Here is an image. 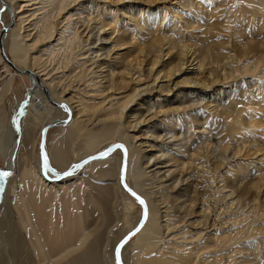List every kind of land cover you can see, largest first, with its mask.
<instances>
[{
	"label": "bare ground",
	"instance_id": "bare-ground-1",
	"mask_svg": "<svg viewBox=\"0 0 264 264\" xmlns=\"http://www.w3.org/2000/svg\"><path fill=\"white\" fill-rule=\"evenodd\" d=\"M45 1L47 2L44 4ZM78 1L81 0H44L41 4L39 0H0V5H4L3 8H6L10 14V24L3 27L6 28V33L2 37L4 52L18 69L31 71V73H19L7 64L16 75L29 79L30 86L26 85L25 88L31 97L27 111L26 108L24 109L25 103L22 104L19 113L11 117L8 127L0 138V156L7 170L12 174L11 185L15 193L13 194L15 209L19 215V222L12 226L5 237L7 238L5 243L7 240L12 251L8 250V252L17 257V254L23 250L27 264H31L30 256L33 254L38 257L41 264L44 262L118 264L114 258L115 246L127 233L135 229L142 216V213L138 215L133 225L129 223L134 207L140 204L120 183L121 166L124 164L125 183L145 201L147 216L142 226L135 231L136 234L131 235L127 243H123V247H120L121 262L127 264L131 258L132 264H171L170 259L162 252L171 244L169 240L162 244L167 232L163 235V226L160 223L161 210L149 189L158 184L159 188L168 190L169 185H165L163 181L171 180L173 176L171 166L183 165L185 154H189L188 159L196 160L199 156L197 152L199 148L197 146L195 152L190 154L189 145L194 140L188 136L184 138L191 140L188 144L187 142L178 144L179 131L168 128L167 123L175 119L176 129H181L183 122L180 120L185 119L187 122L185 117H191V122H187L190 125L187 131L195 134L196 128H201V124L207 122L206 120L213 115L206 112L203 107L200 108L202 101L200 102L197 97L201 95L203 89L197 86L199 82L189 73L195 71L197 73L200 69H204L203 72H208L217 79L220 78L221 85L231 80L235 85L241 86L242 83H247L245 82L247 78L255 80L259 87L264 85V73L260 71L262 62L258 56L261 52L259 45L264 47V44L260 37L261 33L255 35V32H251L256 25H262L264 0H177L178 5L180 3L179 15L183 17L182 25L177 26L173 23L170 27L160 26L155 18L156 14L151 13L153 11L141 8L142 0H132L131 3L137 5L127 6L124 5V0L113 1L103 6L98 4L94 23L97 24L99 21L102 25L98 24L93 29H98L100 33L104 32L105 27L111 29V33H108L103 41H99L103 42V47L98 51H93L91 42L88 43L89 38L83 40L79 32L78 25L81 20L79 21V17L75 18V16L81 15L85 3H77ZM38 4L42 7L29 14L32 10H28V7ZM199 4L206 5L209 11L202 14L195 10ZM46 5L49 7L47 11H45ZM77 6L79 9L75 10L74 7ZM216 9H219V12L217 11L219 16L225 14L224 18L228 17L229 20L214 19L213 12ZM186 10H191V13ZM40 14L42 17L34 28L25 26L30 17ZM238 20L244 23L249 20V22L245 39L241 44H233L225 40L222 23H233ZM60 24L62 26L58 28ZM159 29L164 36L156 32ZM116 32H120V37L117 36L113 40L109 38ZM9 34L13 38L10 48L7 47ZM26 40L30 41L29 45L28 42L23 45ZM164 45L168 48L165 49ZM189 51L192 53V58L188 54ZM67 54L69 58L71 56L69 60ZM164 55H168V59L165 60ZM56 57H61L57 63H55ZM0 61L5 60L1 57ZM189 65L193 67L190 72L187 70ZM51 66L52 69H49ZM59 69L61 75L57 76ZM74 72L77 74L75 77L80 78V83H85L89 88L85 91L86 100L95 101L98 96L103 97L102 100L82 108L81 98L76 100L75 95L66 98L65 88L63 90L61 88L66 84L65 78L67 76L68 79L71 78L68 74L74 75ZM182 73L185 74L180 82L183 88H177V92L172 96H162L173 91L163 86V82L168 84L173 76L178 74L180 76ZM75 77L74 80L71 79L74 82ZM214 79L211 80L210 85L218 81ZM158 81L161 83V92L159 91L158 98L156 96L157 99L153 101L149 97L151 93L148 91V85ZM97 85L99 86L96 90ZM203 86L205 89L209 87L208 84L205 86V82ZM166 91L170 92L166 94ZM142 93L146 95L142 97ZM255 93L256 91H253L251 94ZM230 95L228 94L222 103H217L215 100L211 103L216 109L215 114L220 110H223L222 114L226 113L228 124L224 127V132L229 138L234 141L236 137L241 138V134L246 133L247 128L258 133L261 131L264 135V103L260 105V100L253 97H248L246 101L241 99L243 92L241 95L236 94V100L229 98ZM168 97L173 101L171 105L175 104V106L170 108L163 106L165 107L163 112L158 111L157 105L162 108L161 105ZM138 99L142 100L139 106L134 104ZM179 99L181 102L177 104ZM134 105L135 108L132 109ZM95 112H103L106 118L93 120L90 123L81 115L87 113L90 119H93ZM144 113L150 114L154 119H151L153 122L150 126L145 127L146 132L140 128L141 123L145 121ZM203 120L205 122H202ZM110 122H114L116 126L98 130L99 124H110ZM45 126H50L49 129L65 127L62 128L64 134L52 143L50 150L47 147L49 129L46 131L44 145V156L47 154L48 157L46 175L40 170L41 167L38 166L35 158L36 136L38 140ZM133 131L153 135L154 140L151 145L149 144L150 152L136 146L138 136L131 135L130 132ZM33 132L36 134L34 141ZM170 144L177 147L174 150V157L178 160L166 153V150L172 148ZM252 144L256 146V151L259 148L260 160L235 164L227 175L221 176H217V170L220 165L225 167V163L215 165L214 168L213 165L206 166L210 176L220 179L223 185L213 188L204 185L203 179L201 183L196 181V185L193 186L197 194L200 193L202 197L210 194L212 199L215 198L214 201L211 200L214 202H212L213 206L221 204L222 201L226 202L229 197L238 193L239 189L240 191L243 190L242 188L245 189L246 183L259 176L264 183V137ZM103 146L105 147L102 148ZM114 148L118 149L114 151ZM108 150L111 151L104 154ZM120 150L124 151L123 157L120 156ZM182 152L184 155H180ZM124 156L125 161H123ZM234 157H237L235 153H233ZM39 159L44 166L42 153ZM179 161L183 162L178 163ZM259 162H262L260 166ZM163 165L170 169L168 168V171L160 176ZM150 168L153 170H149ZM66 170H70L68 174L57 176ZM239 173H244V178L240 179L237 176L240 175ZM256 173L258 176L255 175ZM108 180H114L116 186L110 187L109 183H103ZM87 181L90 183L86 188ZM89 187L93 195L99 196L95 197L97 202H93L96 204H92L97 207L92 209L99 214V218L104 219L101 224L111 227L116 226L120 221V224L127 225L125 230L120 228L118 233L113 230L108 231L107 237L106 231L103 234L99 231V235L95 232L97 237L91 244H88L91 233L85 229L87 223L85 218L93 215L90 205L86 206L87 201L92 202L91 198L94 197L85 196ZM188 188L181 190V198L185 196ZM90 193L89 191V195ZM231 199L232 201L225 204L233 208L235 199ZM253 201L255 207L251 206L249 213H244L241 221L232 222L234 226L241 222L234 233L222 228L225 222L215 219L216 221L207 224L202 221L201 225L204 229H201L198 237L201 236L205 244L210 242L208 246L213 247L212 264H239L238 260L244 258L242 256L244 254L241 253L247 251H249L248 259L256 261V256L262 250L257 253L251 252L247 250V246L252 245V248L255 245L264 246V201L258 199V202H255V198ZM241 203L240 199L236 200V205ZM117 217V222L113 221ZM170 227L171 224L167 226L168 231ZM259 234L261 238L257 237ZM132 238L135 240L133 254L130 255L128 242ZM109 244L112 246L106 251ZM102 248H104L103 252L100 250ZM134 249L138 251L134 252ZM154 250L157 251L156 257L147 260L143 253ZM3 252L4 250L0 254ZM197 257L200 264H203V254L200 253ZM174 260L182 264L191 259L184 257L178 260L174 257Z\"/></svg>",
	"mask_w": 264,
	"mask_h": 264
},
{
	"label": "rangeland",
	"instance_id": "rangeland-1",
	"mask_svg": "<svg viewBox=\"0 0 264 264\" xmlns=\"http://www.w3.org/2000/svg\"><path fill=\"white\" fill-rule=\"evenodd\" d=\"M41 1H44V0H41ZM41 1L39 0V3H41V4H43V3L45 4L47 2V1H45L42 3ZM113 1L117 2L118 0H81V1L77 2V3H80V2L85 3L82 6V8H83L82 13L83 14L81 13V15L75 16V18H77V17L80 18V19L78 18L79 21L81 20V22L78 25V28L80 27L79 32H80V34H82L83 40H88L87 38H89L88 43L91 42V44H92L91 48L93 51H98L100 47H103L102 41H103L104 37H106L108 35V33L109 34L111 33L110 27H105L104 32L107 33L106 35L103 34L104 32L100 33V31L98 29H95V30L93 29L96 25L102 23V22L99 23V21L97 24L94 23V21L97 18V14L95 13L97 11V5L99 4V5L103 6V5H107L108 3H111ZM92 2H94V3H92ZM131 2H132V0H124L123 1L125 6L137 5V4L131 3ZM86 3H88V5ZM141 3H143L140 6L141 8H143L145 10L153 11L151 13L156 14L155 18H156V20L160 26L170 27L173 23H175L177 26L182 25V21H183L182 18L183 17L181 15H179L180 9L178 6H180V3L178 5L177 0H171V1L170 0H142ZM46 6H47V8L45 9V11H47V9H49L48 5H46ZM3 7H4V5L3 6L0 5V31L4 26L10 24V16H9L10 14H8V10L6 8H3ZM41 7H42V5H40V4L28 7V10H32L31 12H29V14L30 13L32 14L36 10H39ZM78 7L79 6L74 7L75 10L79 9ZM195 10L200 11V13H202V14H206L209 11V8L206 5H200L199 4ZM217 11L219 12V9H216L213 12V18L214 19H218V20H223V19L226 20L227 19V20H229L228 17L224 18L225 14L219 16ZM186 12L191 13V10H186ZM39 13H41V12H39ZM41 17H42L41 14L36 16V17H30L29 21L26 23L25 26L26 27L32 26V28H34L35 24L38 22L39 18H41ZM248 22H249V20L245 21V23L241 22L240 20H238V22L236 21L233 23L223 22L222 26H223L224 32L222 34H223L225 40H228L233 44H241L242 40L245 39V32H246V28L248 26ZM235 25H237V26H235ZM61 26H62V24H60L58 28H60ZM226 31H228V32H226ZM156 32L160 33L161 36H164L160 29L157 30ZM251 32L252 33L255 32V35H259V33H261L260 37H262L261 40L264 44V19H262V25H256L255 29L251 30ZM97 35L98 36L100 35V36L97 37ZM119 35H121L120 32H116V34L109 36V38H112V40H113L114 38H116ZM9 37H10V39L8 38V40H7V47L8 48L11 47L12 41H13L11 34H9ZM96 37L99 39H97ZM100 40H102V41L99 42ZM26 43H27V45H29L30 41L26 40L23 43V45H26ZM93 44H94V46H93ZM164 47H165V49L168 48L166 45H164ZM259 47H260L261 52L258 54V56L260 57V60L262 62L261 63L262 65L260 66V71L262 70L261 72L264 73V71H263L264 70V47H263V45L262 46L259 45ZM75 51H77V49ZM231 52H233V51H231ZM29 53H31V51ZM188 54H189V56H191V54H192L191 51H189ZM66 56H67V60H69L71 58V56H70V58L68 57L69 56L68 54ZM1 57L2 56L0 54V59H1ZM56 58H57V61H56ZM56 58H55V63L59 62L61 59V57H56ZM163 58H165V60L168 59V55H164ZM191 58H192V56H191ZM52 66L49 69H52ZM191 66L189 65V67L187 68L188 72H190V70L191 71L193 70L192 69L193 67H191ZM60 71H61V69H59L58 73L56 74L57 76L61 75L59 73ZM67 71H69V70H67ZM203 71H204V69L203 70L200 69L199 71H197V73L195 71L194 73H189V75L192 76L193 78H195L199 82L197 84V86L199 88L203 89L202 92L200 93L201 95L197 97L200 102L202 101L200 104L201 107L200 106L199 107L200 108L203 107L206 112L212 113L213 115L208 120H206L207 122H205V120L202 121L205 123L201 124V126H202L201 128H196L197 132L195 134L193 132L191 133L190 131L189 132L187 131V129L190 127V125L187 124V122H191V117H185V118H187V122L185 119L180 120L183 122V127L181 129H176L177 122H175L176 121L175 119L169 120L167 123L168 128L179 131L178 137H179L180 141L178 142V144H184L186 142L188 144L189 141L194 140L193 143L189 145V147H190L189 152H190V154H193L195 152V150L197 149V146H198L199 149L197 152H198L199 156L196 160H191V159L187 158V155H189V154H185V156H183L184 162L183 161L178 162V163L183 162V165L181 164L180 166H176V164H175V165L171 166V171L173 170L171 172V175H173L174 177L171 176L170 181H166V182L163 181V183L165 185H169L168 190L159 188L158 184L151 186V188L149 189L152 192L153 197L155 198V202L158 203L159 210H161L160 223L163 226V235L165 232H167V235H164V239L162 240V244L167 242L168 240H169V244H171L168 249H165L162 251L164 253V256L166 258L170 259L171 264H179L174 260V257L177 258L178 260H180L181 258H184V257H189L191 259L190 261L184 262L182 264H200L198 257H197L198 254H200V253L203 254V261H202L203 264H212V262H213V247L212 246L209 247L210 242L208 244H205V240H203L201 238V236L198 237L201 229H204L203 225H201L202 221L206 222L207 224L213 222V220H215V219L219 222H225V225H223L222 228L224 230H228L231 233H234V232H236V229L240 226L241 222H239L237 226H234L232 222L233 221H241L244 213L245 214L249 213V209L251 206L255 207L253 199L255 198V202H258V199H260V201L261 200L264 201V183H263V179L260 180V176L257 177L255 180H252V181L246 183L247 186L245 189L242 188L243 190H241V191L239 189L238 193L236 192L233 196L229 197L226 202L222 201L221 204H215L213 206H212V202L215 200V198L212 199L209 196L210 194H208L205 197H202V195L200 193L197 194L195 186H193V185H196V181L197 182L200 181V183L203 182L202 181V179H203L204 185H209V186H212L213 188L216 186L221 187L223 185V182L220 179L212 178L210 176V171L206 166H212L213 165V168H214L215 165L225 163L226 164L225 167L220 165L219 170H217V176H221L223 174L227 175L228 172L230 171V168L234 167L235 164L249 163V162H253V161L256 162L257 159H259L261 156H260L259 151H258L259 148L256 151V146L253 145L252 143H257L259 138L264 137V135H262L261 131L258 133V132H255L253 129L251 130V129L247 128L246 133L241 134V138L236 137L235 141L230 139L228 134L226 132H224V130H225L224 127L227 126V124H228V122L226 120V117H227L226 113L222 114L223 110H220L219 112H217V114H215L216 109H214V105L211 104L213 100H215V102H217V103H222L226 99L228 94H231L229 98H233L234 100H236V97H237L236 94L241 95V93L243 92V96L241 95V99H244L246 101L248 97L257 98L260 100V105H261L264 103V85L259 87V84L256 83L255 80H251L250 78H247V81H245L247 83H245V84L242 83L241 86L235 85L234 82L231 80H228L224 85H221L220 84V82H221L220 78L217 79V77H215L214 75L212 76V74L210 75L208 72H203ZM72 72H73V70H72ZM74 73H75L74 75H72L71 73L68 74L69 76L71 75V78L68 79V76H67L65 78L66 84H63V87L61 88L62 90H63V88H65L64 90L66 91V93L64 96H66V98H69L71 95H75L76 100H80V98H81L80 104H81L82 108H84L85 105H87V104L97 102V101L99 102L100 100H102L103 97H100V96H98L97 100H95V101L86 100L85 91L88 90L89 88L86 86L85 83H83V82L80 83V81H79L80 78L79 77L76 78L75 76L77 74H76V72H74ZM178 75L173 76V78H171L170 81H168V84H167V82L166 83L163 82V86L171 88V89H173V91L172 90H171L172 92L169 91L170 94H168L169 92L166 91V94H168V95H165V93H164V95L162 94V96H172L177 92L176 91L177 88H183V86H181L182 84L180 82L182 81V78L185 77V74L182 73V75H180V76H178ZM74 77L76 79L75 82L73 81ZM213 78H215L214 80L217 79L218 81H216L214 85H210V82ZM71 79H73V80H71ZM204 82H205V86L207 84L209 86V87H207V89H205V87L203 86ZM247 84H249V85H247ZM26 85L30 86V81L27 77L21 78L20 76L15 74L13 69H11L5 61H3V62L0 61V138L3 136L4 130L6 129V127H8V124H9V121L11 120V117L13 115L15 116L19 113V109H20V107H22V104L25 103L26 106L24 105V109L26 108L25 109L26 111L28 109L27 105L29 102H31V97L28 95V93L26 91V88H25ZM175 85H176V87H175ZM98 86L99 85L96 86V90H97ZM160 86H161V83L159 81L148 85V91H150V93H151V94H149V97H151L153 99V101H155L158 98V95L161 92ZM217 88H219V90ZM253 91H256V93L254 95L251 94ZM145 95H146L145 93L141 94L142 97H144ZM156 96H157V98H156ZM169 98L170 97L166 98L167 100L166 99L164 100V104L161 105L162 108H160V106L157 105L158 111L164 110L165 107H163V106H166L167 108L175 106V104L171 105V103L173 101H172V99L170 100ZM180 100L181 99L178 100L179 103L177 102V104H180V102H181ZM141 101L138 99L137 102H135L134 104L139 106ZM134 108H135V105L132 109H134ZM204 110H202V111H204ZM198 111H200V110H198ZM153 112H154V110H153ZM81 115H83V117L87 121H90V123L93 120L106 118L103 116V112H100V113L95 112L93 114V119H90V117L87 113H82ZM179 115L181 116L182 114H179ZM175 116L176 115H174V117ZM143 117L145 118L146 122L145 121H144L145 123L142 122L140 125V128L142 129L143 132H146L145 127L147 125L150 126L151 122H153L152 120H154V119H152L151 118L152 116L148 113L147 114L144 113ZM180 121H178V122H180ZM2 126H5V127L3 128ZM112 126H116L114 122H110V124L109 123L99 124L98 130H103L105 127L109 128ZM63 127L64 126L57 127V128H51L48 130V132H47L48 133V140H47L48 150H50L52 143L54 141H56L57 139H59L64 134L63 130H62ZM210 129H212V130H210ZM134 132L135 131L130 132V134L131 135L136 134L138 136L137 141L135 143L136 146L139 147L140 149H142L143 151L151 150L150 145L152 144V140H154L153 135L150 136V134H148V133H143V134H146V135H143L142 133H139L137 131H136V133H134ZM32 136H33L32 139L34 141V138L36 136L35 132L32 133ZM188 136L191 138V140L189 138L184 140V138H186ZM40 138H41V135H40V137H38V140H37V136H36V141H35L36 142V148H35V154L36 155H35V158L38 161V166L41 167L40 170H42L43 165L39 159V156L41 155V152L39 149ZM241 141H245V142L241 143ZM169 146H171L172 148L169 150H166V153L169 156L172 155L173 158H175V160H178L177 157H174V150L177 149V147H174L171 144ZM104 147L105 146H103L102 148H104ZM102 148H100V150ZM117 149L118 148H114V151ZM255 152H256V154H254ZM96 153L97 152H95L94 155H96ZM233 153H235L237 157L233 158ZM123 155H124V151L122 152V150H120V156L123 157ZM180 155H184V153L182 152V153H180ZM49 157H50V154H49ZM218 157L220 159H218ZM251 160H253V161H251ZM227 164H229V166H227ZM258 164L260 166V164H262V162H259ZM203 166H205V167H203ZM161 167H162V169H161L162 172H161L160 176H162L163 173H166V171H168V168H169V167L165 168L164 165ZM149 170H153V168L152 169L150 168ZM81 171H82V169H81ZM3 172H8L11 174V172H9L7 170L4 160L0 156V173H3ZM239 174L240 175H237V176L240 179L244 178V176H243L244 173H239ZM255 175L258 176V173H256ZM120 176H121V174H120ZM176 179H177V181H176ZM11 180H12V174L9 175L7 178L0 179V253H2V251L4 250L3 254H0V258L3 259V257H4L3 260L5 261V262L2 261V259H1L2 262L1 261L0 262L2 264H22V263L25 264L27 258H26V254L25 253L23 254L24 251L21 250L20 253L17 254V257H16L13 253L12 254L9 253L12 251H11V248L9 247V244H7V240L5 243V239H7V238H5L7 232L11 228H13L12 226L14 224L19 222V215L15 209V195H13L15 193H13L14 189L12 191L13 185H11ZM213 182H215V183L212 185ZM89 183H90V181H87L85 187L89 186ZM103 183H105V184L109 183L110 187L116 186L114 180H111V181L108 180V181H105ZM228 186L230 187L231 184H229ZM186 187H189L188 191L185 193V196H183L181 198L180 197L182 195L181 190L186 189ZM236 188L237 187L235 186V189ZM89 191L91 193L93 192V191H91L90 187H89ZM89 191L87 190V192L85 193V196L88 195L87 197H89V198L92 196H94V197L91 198V199H93V201L90 203H88L89 201H87V205H86V206L90 205V208L93 211L92 217H87V219L85 218V222H87L85 225V229L88 230L87 231L88 233L89 232L91 233L90 238H88V240H89L88 244H91L92 242L95 241L97 235H99V231H101V234H103L106 231L105 235L107 237L109 235V233H107V232L110 230L116 231L117 233L119 232L120 228L125 230L127 228V225L125 226L123 224H120L121 222L119 220H118L119 221V223H118L117 222L118 217L113 220V221L117 222L116 226L110 227V226H106L105 224H101L103 222L102 221L103 218H99L98 217L99 214L95 213L94 212L95 210L92 209L93 207L94 208L97 207L96 205L92 206V204H96L93 202L96 201L95 197L97 198L99 196L93 195L94 193H92V194L90 193V195H89ZM227 191L230 192V190H226V192ZM96 194H99V193H96ZM254 194H255V197H254ZM231 198L235 199V201L233 202L234 205L232 206L233 208H231L230 206H227L225 204V203H229V201H232ZM237 199L241 200V202H242L241 205H236ZM211 200H213V201H211ZM117 201H118V199H117ZM85 204H83L84 207H86ZM141 213H142L141 205H136L134 207L132 213L130 214L131 218L129 217V219H130L129 223L131 222L130 224H132V223L134 224L136 222L137 216L138 215L140 216ZM8 214H10V215H8ZM119 214L121 215V213H119ZM120 215H119V217H121ZM9 217H11V219H9ZM12 220H13V222H12ZM9 223H12V224H9ZM118 224L120 226H118ZM170 224H171V227L168 231L167 226ZM15 229H16V225H15ZM95 232L96 233L98 232L97 235ZM203 233L205 234V232H203ZM257 237L261 238L260 234L257 235ZM134 240H135V238H132L128 242V246H129L128 250L130 252V255L133 254L132 248L134 246ZM109 242H111V241L109 240ZM109 242H107V243H109ZM27 244L30 246L29 242H27ZM101 246L105 247L103 244H101ZM110 246H112V245L109 244L106 247V251H108V247L110 248ZM4 248H6L7 250ZM103 249L104 248H102L100 250L103 252L104 251ZM8 250H9V252H8ZM247 250H250L251 252L253 251L255 253L259 252L260 250H262V251H260V253H258V255H257L258 257L256 256V261H252L251 259H248L249 258V256H248L249 251H247L246 253H241V254H244V255H242L244 258H243V260H238L239 264H264V246L260 247V246L255 245V247L252 248V245H248ZM137 251H138L137 249H134V252H137ZM143 254H144V257L147 260H149L150 258L153 259L154 257H156L157 251H155V250L154 251H148V252H144ZM18 255L22 258L19 259L20 257ZM30 257L32 260L29 263L41 264V263H39L40 260L38 259V257H36L34 254H33V256L31 255ZM171 257H172V260H171ZM26 264H27V262H26ZM42 264H51V263L44 262ZM127 264H132L131 258L127 261Z\"/></svg>",
	"mask_w": 264,
	"mask_h": 264
},
{
	"label": "water",
	"instance_id": "water-1",
	"mask_svg": "<svg viewBox=\"0 0 264 264\" xmlns=\"http://www.w3.org/2000/svg\"><path fill=\"white\" fill-rule=\"evenodd\" d=\"M6 33V28H2L1 29V31H0V54H1V56L3 57V59L7 62V64L11 67V68H13L14 70H16L17 72H19V73H31V71L30 70H28V69H25V70H20V69H18L15 65H14V63H12L11 61H10V59L7 57V55L5 54V52H4V47H3V41H2V37H3V35ZM50 127V126H49ZM49 127L48 126H45L43 129H42V133H41V138H40V142H39V148H40V150H41V153H42V161L44 162V145H45V139H46V131L49 129ZM111 150H108V151H105V153L104 154H106V153H109ZM99 155H102V154H99ZM123 161H125V156H124V158H123ZM42 171H43V173L46 175L47 173H46V167H45V164H44V166H43V168H42ZM69 171L70 170H66L65 172H62L61 174H58L57 176L58 177H62L63 175H66V174H68L69 173ZM124 172H125V166H124V164L121 166V173H122V176H121V178H120V183L124 186V188L126 189V187H125V180H124V177H123V175H124ZM127 185V184H126ZM128 189H130L128 186H127V189L126 190H128ZM131 190V189H130ZM132 191V190H131ZM144 219H145V216H144V207L142 206V216H141V219H140V221L138 222V225L136 226V228L134 229V230H132L131 232H129V233H127L120 241H119V243L115 246V249H114V255H115V258H116V260H117V250H119L120 249V245L121 244H123L124 243V241L125 240H128L129 239V237L132 235V233L133 232H135L137 229H139L141 226H142V224H143V222H144ZM117 262H118V264H122V262H121V259H120V256H119V261L117 260Z\"/></svg>",
	"mask_w": 264,
	"mask_h": 264
},
{
	"label": "snow or ice",
	"instance_id": "snow-or-ice-1",
	"mask_svg": "<svg viewBox=\"0 0 264 264\" xmlns=\"http://www.w3.org/2000/svg\"><path fill=\"white\" fill-rule=\"evenodd\" d=\"M44 164H45V167L47 168L48 167L47 154H45V157H44ZM9 175H11V174L8 173V172L0 173V179L7 178ZM125 187L127 189V185L126 184H125ZM128 191L130 192V195H132L136 199V201H138L139 204L144 207V216L146 217L147 216V208H146L145 201L139 195H137L134 191H131L130 189H128ZM135 234H136L135 232L132 233V235H135ZM124 243H127V240H125ZM120 247L122 248L123 244H121ZM119 256H120V252H119V250H117V260L118 261H119Z\"/></svg>",
	"mask_w": 264,
	"mask_h": 264
}]
</instances>
